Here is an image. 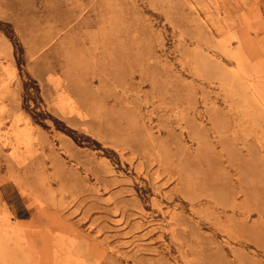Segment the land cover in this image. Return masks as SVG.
I'll use <instances>...</instances> for the list:
<instances>
[{"label":"rangeland","instance_id":"obj_1","mask_svg":"<svg viewBox=\"0 0 264 264\" xmlns=\"http://www.w3.org/2000/svg\"><path fill=\"white\" fill-rule=\"evenodd\" d=\"M0 264H264V0H0Z\"/></svg>","mask_w":264,"mask_h":264},{"label":"bare ground","instance_id":"obj_2","mask_svg":"<svg viewBox=\"0 0 264 264\" xmlns=\"http://www.w3.org/2000/svg\"><path fill=\"white\" fill-rule=\"evenodd\" d=\"M188 176V175H187ZM199 182V181H198ZM193 201V200H192ZM93 213V212H92ZM220 216V215H219Z\"/></svg>","mask_w":264,"mask_h":264}]
</instances>
